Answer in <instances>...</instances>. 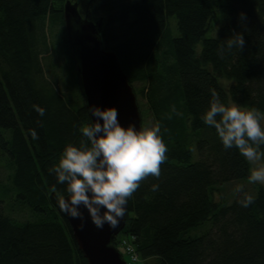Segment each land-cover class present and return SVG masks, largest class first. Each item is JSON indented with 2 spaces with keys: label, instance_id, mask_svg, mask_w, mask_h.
Masks as SVG:
<instances>
[{
  "label": "trees",
  "instance_id": "16d2710c",
  "mask_svg": "<svg viewBox=\"0 0 264 264\" xmlns=\"http://www.w3.org/2000/svg\"><path fill=\"white\" fill-rule=\"evenodd\" d=\"M65 1L0 0V163L8 170L0 195V264H86L48 202L52 185L62 193L66 187L49 169L67 144L79 145L80 128L88 125L83 103L70 109L39 63L38 32L49 14L59 12L62 19ZM69 1L82 19L101 20L104 50L116 56L168 148L159 179L149 176L128 200L120 237L154 264H264V189L253 186L255 200L247 208L238 195L229 204L213 201L222 187L249 182L250 167L202 120L213 89L225 104L264 112V0ZM213 8L226 22L206 38ZM236 33L244 36L242 51L227 48ZM7 196L29 221L2 211ZM193 230L200 236L190 237Z\"/></svg>",
  "mask_w": 264,
  "mask_h": 264
},
{
  "label": "clouds",
  "instance_id": "9594fccd",
  "mask_svg": "<svg viewBox=\"0 0 264 264\" xmlns=\"http://www.w3.org/2000/svg\"><path fill=\"white\" fill-rule=\"evenodd\" d=\"M240 18H244L243 13ZM244 45L242 33H236L227 41L229 50L237 47L242 51ZM211 97L209 108L202 116L203 122L215 128L225 149L235 147L250 165H254L249 183L264 185V112L232 100L225 104L214 89ZM33 107L40 116L44 115L43 108ZM89 111L96 120L80 128L84 139L78 146L67 144L58 164L49 169L55 174L57 184L66 186L65 191L62 193L52 185L51 192L63 214L81 221V229L85 222L81 207L87 210L98 229L106 223L115 229L141 182L149 176L159 179L161 165L168 158V148L159 123L142 125L139 129L132 124L124 127L115 107L103 110L92 107ZM172 111L176 112L175 106ZM29 132L33 140L39 138L35 129ZM151 187L154 192L159 190L158 184ZM234 192L239 196L240 206L247 208L254 203L255 197L245 191L243 185H237Z\"/></svg>",
  "mask_w": 264,
  "mask_h": 264
},
{
  "label": "water",
  "instance_id": "95a60500",
  "mask_svg": "<svg viewBox=\"0 0 264 264\" xmlns=\"http://www.w3.org/2000/svg\"><path fill=\"white\" fill-rule=\"evenodd\" d=\"M62 22L67 47L74 63L77 87L86 111L88 124L96 120L89 109L99 107L101 110L115 107L122 126L129 124L140 128V114L132 88L127 83L116 56L112 51L104 50L100 38L101 20L89 22L82 19L75 3L66 0L62 6ZM103 123V120H100ZM54 194L48 196V202L58 216L68 225L78 252L86 264H125L113 247V240L121 233L125 216L119 226L112 229L106 223L98 229L84 213V227L81 221L63 214L56 204ZM103 211V209H102Z\"/></svg>",
  "mask_w": 264,
  "mask_h": 264
},
{
  "label": "rangeland",
  "instance_id": "374dc122",
  "mask_svg": "<svg viewBox=\"0 0 264 264\" xmlns=\"http://www.w3.org/2000/svg\"><path fill=\"white\" fill-rule=\"evenodd\" d=\"M56 11L58 10L55 8ZM168 28L173 36L176 35L174 31V19H168ZM226 22V17L224 13L213 8L212 17L210 20V27L205 33L206 38H211L215 35L217 29L221 27ZM38 47L41 52L39 63L44 79L48 84L54 89V91L60 94L65 101L66 105L72 109L76 110L81 107L82 100L77 88V81L75 77L74 67L72 60L70 58L69 49L66 44L65 33L63 29V22L61 19V14L59 12H54L49 14L38 32ZM223 87H226V83H221ZM134 90L139 89V84H133ZM136 104L140 113V124L148 125L153 124L151 115L147 109L144 100L136 95ZM6 136L8 134L4 133ZM192 161H196V153L194 150L191 152ZM249 164V162H248ZM250 170L254 165H250ZM8 175V170L3 163H0V195L4 189L7 188L6 177ZM237 185H243L244 190L253 195V186L258 185L264 189V185L258 183L249 182H235L228 186L222 187L218 194H215L213 201L215 203L229 204L238 195L234 192ZM9 197L3 199L1 205L2 211L10 218L18 222H26L28 220V215L23 209L17 207V204H13L9 201ZM29 221V220H28ZM205 227H208L206 225ZM197 230H193L190 233V237L195 238L200 236ZM118 253L124 258L123 253L120 249H117ZM125 261V259H124ZM145 264H154L153 260H146Z\"/></svg>",
  "mask_w": 264,
  "mask_h": 264
},
{
  "label": "built area",
  "instance_id": "2783aa9c",
  "mask_svg": "<svg viewBox=\"0 0 264 264\" xmlns=\"http://www.w3.org/2000/svg\"><path fill=\"white\" fill-rule=\"evenodd\" d=\"M128 264H140L137 254L129 242L123 240L119 244ZM131 249V251H129ZM133 257H136L135 259Z\"/></svg>",
  "mask_w": 264,
  "mask_h": 264
}]
</instances>
